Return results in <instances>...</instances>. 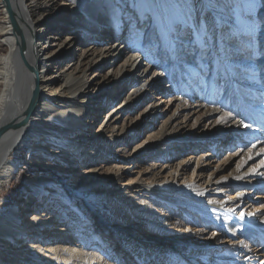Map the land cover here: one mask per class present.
Listing matches in <instances>:
<instances>
[{"label":"rangeland","instance_id":"374dc122","mask_svg":"<svg viewBox=\"0 0 264 264\" xmlns=\"http://www.w3.org/2000/svg\"><path fill=\"white\" fill-rule=\"evenodd\" d=\"M4 1L0 0V6ZM152 1L135 0L134 4L144 15L141 13L137 18L140 14L134 10L122 16L124 26L110 21V26L105 28L107 33H101L108 38L107 46L119 41L125 48L115 52L117 60L113 56L99 66L98 92L89 102L90 117L87 114L80 121L85 122L86 127L93 123L89 130L97 133L107 114H102L104 105L108 104L109 108L127 105L124 112L112 117V120L118 117L114 124L117 127L113 132V126L109 128L104 139L96 144L98 148L82 149V154L85 152L88 156L72 165L77 171L72 184L79 186L82 173L90 171L92 168L88 165L93 164L101 169L98 179L110 183L108 188L114 198L104 203L107 211L99 213L102 218L93 212L92 199L73 202L65 190L59 193L64 201L48 202L47 214L69 217L67 222H72L73 230L80 231L81 236L85 237L93 230L100 240V243L94 241L95 237L89 240V247H97L85 248L91 253L84 252L85 260L80 255H73L69 260L62 256V264L66 261L68 264L70 261L73 264H146L145 258L153 256L155 244L144 246L141 237L165 238L167 230L162 229L167 226L161 223L168 221L188 231L189 241L183 244L187 251L162 247L151 264H260L264 257L261 260L257 257V244L251 231L245 228L250 227L242 219L246 217L264 231V74L259 67L263 57L259 45L263 26L259 19L261 7L255 4L250 10L248 0L240 1L241 8L232 0H205L200 7L193 5V8L190 5L174 6L173 10H186L181 12L182 23L178 20L180 16L170 17L172 0H162L163 6L152 4ZM118 3L116 1L112 9L109 6L110 12H117ZM235 8L240 13H235ZM1 10L0 7V15ZM190 15H199L204 27L192 25V16L187 17ZM140 17L144 21L142 25L133 23ZM158 24L166 30L173 29L175 34L186 30L181 34L184 39L177 34L167 37L159 33ZM115 29L117 34L113 33ZM3 49L0 45V50ZM139 53H143L144 60L153 67L148 79L154 81L152 94L155 95L136 106L132 100L141 87L135 91L126 86L100 87L108 71L127 69L131 56ZM47 80L58 88L63 84L64 76L51 69ZM150 108L152 115H148ZM225 118L235 124H226ZM164 139L168 140L163 142ZM113 143H118V147L110 151ZM27 155L26 148L22 160L27 161ZM20 168L0 193V208L7 215L21 198L26 178L36 174L52 180L50 172L34 169L28 161H22ZM127 183H133L130 187L139 183L156 184L157 193L148 198L150 195L143 192L133 199L123 190L129 188H126ZM106 188H97L94 198L103 196L101 193ZM172 190L175 193H171ZM124 199L123 204L121 200ZM137 201L142 206L132 218L120 214L129 212ZM72 206L77 209L71 210ZM105 217L111 219L108 226L104 224ZM147 221L157 224L158 228L146 227ZM131 223L141 225L142 233L135 239L141 245L138 242L131 252H126L125 246L122 247L124 235L121 239L117 234L111 236L113 239L109 235L112 226L124 227ZM125 236H130L132 241L129 242H134L133 235ZM83 237L80 239L84 240ZM263 246L260 241V248ZM24 264L33 263L27 261Z\"/></svg>","mask_w":264,"mask_h":264},{"label":"bare ground","instance_id":"6f19581e","mask_svg":"<svg viewBox=\"0 0 264 264\" xmlns=\"http://www.w3.org/2000/svg\"><path fill=\"white\" fill-rule=\"evenodd\" d=\"M116 1H119L117 12L114 10L110 12V7L112 9ZM203 1L205 0H172V6L169 9L170 17L180 16L178 20L183 23L181 12L186 10L181 8L173 10L174 6L200 7ZM240 1L232 0L237 7L241 8ZM134 2L135 0H5L2 2L0 45L5 49L0 50V193L19 172L22 161L30 162V166L34 169L50 172L52 180L36 176V174L26 178L22 196L10 213L7 215L0 208V264H24L27 261L33 264H62V256H67L69 260L73 255H80L82 259L83 254H91L85 248L97 247L88 246L92 237L96 238L94 241L98 240L97 243H100L95 231L92 230L83 237L80 231L73 230L72 222H67L69 217L58 216L55 213L47 214L50 207L48 202H55L54 199L64 201L65 199L59 193L60 190H65L68 191L73 202L79 203L81 200L92 199L93 212L97 217L102 218L99 213L107 211L104 203L114 198L111 196V189L108 188L110 183L98 179L101 169L94 167L93 164L88 165L92 168L90 171L82 173L81 184L74 187L72 179L77 171L73 170L72 165L88 156L87 153L81 152L85 147L98 148L96 144L104 139L109 128L113 126L111 129L113 132L117 127L114 124L118 117L115 120H112V117L126 109L127 104L114 108H109L108 104L104 105L102 114L104 112L107 114L103 118V127L97 133L93 129L89 130L93 123H89L86 127L83 125L86 123L80 121L87 114L90 117L89 102L98 92L96 78L99 75V66L125 48L119 41L109 43L107 46L108 38L101 33H107L105 28L110 26V21L120 22L119 24L124 26L125 21L122 20V16L133 13L134 10L140 14L137 18L141 16V13L144 15ZM152 2V4L164 5L162 0ZM247 4L250 10L255 4L261 7L259 19L263 26L260 30L262 32L259 36V45L263 57L259 67L264 74V0H248ZM235 13H240V10L235 8ZM137 18L133 23L142 25L144 21L141 17L139 20ZM191 20L194 21L192 25L203 26L199 15L192 16ZM157 29L159 33L167 37L170 34H177L179 38L184 39L181 34L186 33V30H182L175 34L173 29L166 30L159 24ZM116 31L117 29L113 33L115 34ZM175 44L180 47L177 41ZM54 47L57 49L53 50ZM117 56H115L116 60ZM144 57L146 56L143 53L131 56L127 69L123 68L119 71L118 68L116 72L108 71L100 89L126 86L135 91L137 87H141L132 103L137 106L150 99L155 95L152 94L154 81L148 79L153 67L144 60ZM51 69H55L56 74L64 76V82L58 88L47 80V73ZM262 78L264 80V75ZM152 114L153 110L150 108L148 115ZM224 122L231 123L230 125L235 124L228 118H225ZM115 147H118V143L111 144L110 151H114ZM26 148L28 149V155L25 156L27 161L22 160V152ZM98 150L101 151V149ZM114 177L116 179V176ZM131 185L133 183H127L126 188H129L123 190H126L127 195H132L133 199L138 198L143 192L150 195L148 198L154 197L157 193L156 184L145 186L139 183L138 186L130 187ZM100 187L107 188L103 189L104 193H101L103 196L96 199L95 191ZM171 193L175 191L172 190ZM172 195L175 196V194ZM121 201L124 204L126 199ZM138 202L129 209V212L120 214H123V217L132 218L142 206ZM119 206L125 209L124 205L119 204ZM70 209L75 211L77 208L72 206ZM245 218L242 219L243 223L250 228L244 227L248 232L251 231L253 241L257 244L255 253L261 260L264 257V246L260 248V241L264 243V231L259 230L252 221ZM64 222L67 223L64 224ZM104 222L108 226L111 219L105 217ZM162 223L161 225L167 226L166 229L161 228L164 231L167 230L165 238L141 237L140 239H143L144 246L149 243L155 244L153 256H146V258L144 256L146 264H151L150 261L160 253L162 247L187 251L183 248V244L189 241L188 231L174 226L170 221L166 224ZM140 226L132 223L124 227L114 225L111 227L113 231L109 237L113 239L111 236L117 234L121 239L124 235V244L119 242L122 247L125 246L124 251L131 252L138 242L141 245L140 241H135L136 237L142 233ZM145 226L158 228L157 224L150 222ZM114 230L115 233H112ZM230 232L232 233L233 230ZM128 234L134 236L133 243L129 242L132 241L130 236H125ZM187 242L186 245L192 247V244ZM120 249L122 251V248ZM68 263L66 261L63 264ZM70 263L73 264L72 261ZM260 264H264V261Z\"/></svg>","mask_w":264,"mask_h":264},{"label":"trees","instance_id":"16d2710c","mask_svg":"<svg viewBox=\"0 0 264 264\" xmlns=\"http://www.w3.org/2000/svg\"><path fill=\"white\" fill-rule=\"evenodd\" d=\"M20 187V183L19 184H17V186H16V190H18L17 188H19Z\"/></svg>","mask_w":264,"mask_h":264}]
</instances>
